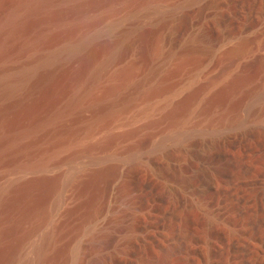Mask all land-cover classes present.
<instances>
[{
    "label": "rangeland",
    "instance_id": "obj_1",
    "mask_svg": "<svg viewBox=\"0 0 264 264\" xmlns=\"http://www.w3.org/2000/svg\"><path fill=\"white\" fill-rule=\"evenodd\" d=\"M103 254L264 264V0H0V264Z\"/></svg>",
    "mask_w": 264,
    "mask_h": 264
},
{
    "label": "bare ground",
    "instance_id": "obj_2",
    "mask_svg": "<svg viewBox=\"0 0 264 264\" xmlns=\"http://www.w3.org/2000/svg\"><path fill=\"white\" fill-rule=\"evenodd\" d=\"M72 52H75L77 50L76 47H73L71 49H69ZM69 51V52H70ZM30 72V71H29ZM115 239V236H110L108 239L100 242L99 244V247L101 246L102 248H110V246L112 245L113 241ZM41 241V240H40ZM43 242V241H42ZM37 247V246H36ZM41 247V246H40ZM107 256H105L104 254L101 255V256H98L97 258H95L93 261H92V264H104L105 260H106Z\"/></svg>",
    "mask_w": 264,
    "mask_h": 264
}]
</instances>
